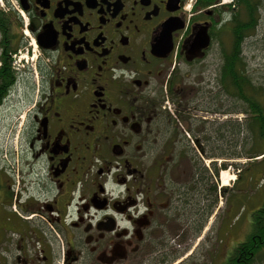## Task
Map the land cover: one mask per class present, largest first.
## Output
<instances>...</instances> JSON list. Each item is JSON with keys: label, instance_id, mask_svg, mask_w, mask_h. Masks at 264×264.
<instances>
[{"label": "flooded vegetation", "instance_id": "af4514ba", "mask_svg": "<svg viewBox=\"0 0 264 264\" xmlns=\"http://www.w3.org/2000/svg\"><path fill=\"white\" fill-rule=\"evenodd\" d=\"M12 3L15 30L0 32V108L13 109L20 149L1 175L0 262L198 264L218 218L217 242L237 240L201 264L244 262L242 244L257 245L264 215L221 230L251 116L240 98L228 111L224 78L246 61L263 92L252 114L264 119V87L243 49L264 28V0ZM224 174L234 178L223 184ZM261 248L251 264L264 263Z\"/></svg>", "mask_w": 264, "mask_h": 264}, {"label": "rangeland", "instance_id": "374dc122", "mask_svg": "<svg viewBox=\"0 0 264 264\" xmlns=\"http://www.w3.org/2000/svg\"><path fill=\"white\" fill-rule=\"evenodd\" d=\"M15 5V4H14ZM12 0H0V15L6 17L11 11H14ZM13 9V10H12ZM6 15V16H5ZM15 20V17H14ZM15 27L14 25L11 26L10 31H14ZM264 34V28L258 26L257 34L256 36H252V42L249 45H246L243 47L244 54H246L247 60V67L246 69L249 71V73L256 78L257 82H260V85L264 87V42L261 40L260 36ZM24 54V52H22ZM19 54L16 56H13L15 59V65L19 64ZM23 60V59H22ZM31 59L29 60V62ZM24 62V61H23ZM14 108V107H13ZM234 108V107H231ZM13 114V109L10 111L5 107L0 108V169L4 170L3 166L6 162V159L9 158L10 163L7 165L8 167H14L16 164V158L15 155L17 153V150L20 149V145L16 143V135L15 132L10 133L9 130V121L11 119V115ZM231 115L230 118L232 120H237L238 118L235 113L229 114ZM240 114H238V117ZM233 117V118H232ZM230 119V121H232ZM232 124V123H231ZM229 124V125H231ZM233 126V124L231 125ZM254 142L253 146L255 148H252V143ZM252 143L246 142V146L250 149H253L254 151H257L254 155L250 156L252 157L248 164L244 167L243 172L239 175L238 181L235 185V187L228 193L225 198L230 201V207H229V218H228V225L225 227L224 223L222 222L221 230L222 232H228L230 233L232 231V226L237 227V225L241 226L238 228L239 231L243 224L248 223L245 222L246 216L253 215L249 220L251 225L253 224L252 220L255 218L256 209L263 206L264 202V158L261 154V157H254L257 154H260L262 151H264V140L262 138L257 139L253 138ZM238 144V142H237ZM236 146V145H235ZM234 146V147H235ZM13 154V157L9 156ZM243 157V155H242ZM242 161H246V158L243 157ZM245 165V163L243 164ZM229 182V177L227 174H224ZM231 182V181H230ZM232 183V182H231ZM219 201H223L221 198ZM224 205L221 204L220 208L217 212H219V216L221 218V215L223 217L225 216L224 213L227 210V208L224 210ZM4 204L0 203V216L4 215ZM3 218L0 217V223ZM219 218L216 220L217 225H219ZM216 226H212L213 228L210 229L208 232V240L202 243L203 250H201L199 255H194L193 259L190 261L191 263L196 262L198 264H201V262H205L207 259L206 251H208L210 260L212 261V257H214V254H216L218 247L224 248V250L232 249L233 243L237 240V237L233 234L227 237H223L222 240H219L217 242L216 240ZM1 234V233H0ZM226 236V235H225ZM7 243V242H6ZM8 245V243H7ZM6 248V245L4 243L0 244V249ZM3 261V260H2ZM214 261V260H213ZM0 264H10V260H7L6 262H0ZM255 264H264V263H255Z\"/></svg>", "mask_w": 264, "mask_h": 264}, {"label": "trees", "instance_id": "16d2710c", "mask_svg": "<svg viewBox=\"0 0 264 264\" xmlns=\"http://www.w3.org/2000/svg\"><path fill=\"white\" fill-rule=\"evenodd\" d=\"M6 16V15H5ZM15 25L14 23V16L12 15V13L10 12L6 17L1 16L0 15V32H2V38L4 36L8 37L9 36V32L11 26ZM11 37V35L9 36ZM4 39V38H3ZM11 50H15L16 48H14V45L10 48ZM1 59L3 60L4 64L2 67H7L8 70V76L11 75L12 76V71L10 70V59L9 61L7 60V57H5V54L2 53ZM240 60V68H239V75H237V77L234 76V71L232 66L230 65L229 69L225 68V78H224V82H225V93H227V98H226V102L227 104H229L228 107V111L231 112V107H236L237 109H233V110H238V104H237V98H240L242 101V107H243V111L245 114L250 113L251 116H249V114H247L249 117L247 118H251V120H246L245 121V129L243 131L244 133V138L241 139L242 142H244L245 146H246V142H248V144L253 141V138H257L260 139L262 138L264 140V119L261 117V119L259 121H255L254 116H253V102H254V95L256 94V92L258 93V97L261 98V95L263 94L260 86H255L247 77L246 75V71L244 66H246V61H243L241 57H239ZM2 80H5L4 78H0V81L3 82ZM1 99V98H0ZM260 101V100H259ZM260 103V102H259ZM262 104V103H260ZM263 106L260 105L259 106V111L262 114L263 111ZM263 115V114H262ZM232 123V122H230ZM258 124V133H256V127L255 124ZM233 125H236L235 123H232ZM238 126V125H236ZM236 135H238V133H236ZM240 140V139H239ZM234 145H239V143ZM254 142L252 143V148H255L253 146ZM233 146V144H232ZM264 152V151H262ZM255 153H257V151H254L253 149H250L246 146V157L248 159H251L252 155H254ZM256 156V155H255ZM254 156V157H255ZM264 158V155H263ZM249 162V161H248ZM247 162V164H248ZM1 175H2V170L0 169V191H1ZM256 214L254 221H256V224H262V215H264V203L263 206L259 207L256 209ZM256 232L258 233V236L256 237V243L257 245L255 247H252L253 244L251 245V243H249L248 241L243 242L242 244V248H243V253L242 255H246L247 259L243 262L240 261V264H251L255 258L256 254H260V252H262V248L261 246L264 245V226H257L256 227ZM258 240L261 241V244L258 243ZM250 249H252V254L249 253ZM256 252V253H255ZM255 253V254H254ZM243 257V256H242ZM235 260H233L232 262H230V264H235Z\"/></svg>", "mask_w": 264, "mask_h": 264}, {"label": "bare ground", "instance_id": "6f19581e", "mask_svg": "<svg viewBox=\"0 0 264 264\" xmlns=\"http://www.w3.org/2000/svg\"><path fill=\"white\" fill-rule=\"evenodd\" d=\"M234 175L233 174H231V176L229 177V179H233L234 177H233ZM222 180H223V184H228V180H226L227 179V177L225 176V175H223L222 177Z\"/></svg>", "mask_w": 264, "mask_h": 264}]
</instances>
